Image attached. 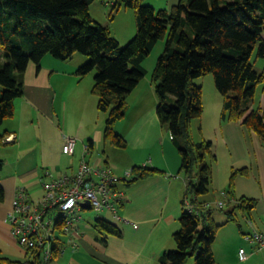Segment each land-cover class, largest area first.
<instances>
[{
    "label": "trees",
    "instance_id": "trees-1",
    "mask_svg": "<svg viewBox=\"0 0 264 264\" xmlns=\"http://www.w3.org/2000/svg\"><path fill=\"white\" fill-rule=\"evenodd\" d=\"M95 1L107 0H0V128L13 115L14 101L23 96L24 74L30 63L39 68L45 55L69 61L75 54H83L89 60L75 73L81 78L96 71L90 92L97 99L96 109L107 114L103 138L125 148L113 126L125 116L126 96L146 74L143 62L165 39L150 79L157 98L155 115L181 156L179 171L185 175V188L179 230L172 236L175 249L165 251L157 264H187L191 258L194 264H216L212 245L220 225L212 219L215 208L206 206L210 202L201 198L211 182L206 163L211 144L195 143L191 137V120L203 112L202 88L193 81L212 73L222 98L221 119L254 132L264 147V107L252 106L257 87L264 89V69L256 71L251 62L255 50L264 61V0H179L170 11H155L140 0H115L112 11L124 6L135 14L136 35L123 48L109 26L92 19L89 6ZM6 136L0 132V143ZM2 167L0 161V170ZM130 170L131 179L122 183L126 188L164 175L146 166ZM246 172V168L232 169L230 189L224 191V206H234L226 213V222L234 220L237 208L250 210L246 218L250 232L244 237L259 232L250 217L257 200L233 197L235 177ZM3 199L0 186V202ZM92 228L98 234L120 236L118 228L102 218L96 217ZM27 254L31 258L25 261L0 256V264H44L38 251L28 250Z\"/></svg>",
    "mask_w": 264,
    "mask_h": 264
},
{
    "label": "crops",
    "instance_id": "crops-1",
    "mask_svg": "<svg viewBox=\"0 0 264 264\" xmlns=\"http://www.w3.org/2000/svg\"><path fill=\"white\" fill-rule=\"evenodd\" d=\"M262 37L264 41V33ZM260 60V68L264 69V61ZM83 61L85 62L86 59ZM73 62L74 59L64 63H53L55 66H66L64 67L65 72L51 67L46 69L43 68V65L37 68L35 64L30 63L24 74L23 96L14 101L13 115L5 119L0 128L1 133H7L4 140L9 138V140H3L0 143V161L3 162V167L0 170V186L4 192V199L0 202V252L5 253L3 255L8 258H10L8 248L15 247L16 249L17 247L9 232L6 213L18 188L24 187L32 199H38L41 195L39 180L47 179L43 175L44 170L51 171L53 176L72 175L76 172L81 161L96 166L111 167L114 165L111 164L113 161L110 162V158L94 156L95 145L91 141L94 130L89 131L81 127L79 137L82 140L87 137L88 143L85 145L76 142L71 156L64 155L62 149H52V146H48L47 143L39 142L48 140V131L45 130L43 124L47 125V128H50L48 125L55 127L56 123L58 125L61 122V117H64L65 120L64 128L61 129L62 146L65 138L75 139L74 137L77 136L70 134L68 126L74 123V121H68L69 117L74 114L71 111H90L94 107L92 101L94 97L90 92L93 79L89 78L85 82L86 75L78 77L75 71L84 62L76 65H73ZM142 67L145 69L143 64ZM261 93L263 104L260 106L264 107L263 88ZM126 98H131V101L137 104L133 105L136 112H132L131 125L126 129V132H117L116 135L123 140L125 147L130 146L133 151L145 150V147L153 148L152 139L158 143L159 137L166 127L160 125L154 113L157 102L151 79L145 76ZM215 101L218 104L220 99L216 97ZM57 103L59 108L56 106ZM67 112H69V116H67ZM220 131L222 141L231 149L233 160H236L238 152L240 154L243 152L242 139H244V132L248 133L247 138L250 140L252 146L250 149L253 151L254 159L247 166H242L247 169L243 176L248 178L251 173L253 179L257 180L260 198H257L256 206L261 205L264 210V147L259 137L244 126L226 119H221ZM97 141L98 145L99 141H103V132L99 134L97 131ZM165 142L163 140L161 144L162 157H164ZM65 156L67 157L65 158ZM171 156L174 159V151H171ZM246 157L249 158V155L246 154ZM151 163H154L153 167L149 168L163 171L164 175H154L138 181L126 190L124 187L122 188L123 182L119 184V188L125 193V203L120 207L118 214L125 221L116 220L113 217L111 220V218L97 216L115 225L120 231V236L98 234L92 228L93 221L87 222L82 227H78L81 231V236L77 240L78 247L72 249L69 244V246L66 245L64 253L55 257L50 264H157L165 251L174 250L172 236L179 230L178 219L182 212L181 200L184 195L183 179L178 183V177L174 181L170 178L171 167L164 159L157 162L151 158ZM117 164L123 167L122 169L126 167L131 169L134 166L148 167L144 160L118 162ZM234 165L233 162L229 163V168L235 169ZM60 166H66V168L61 170ZM115 169L119 172L117 166ZM118 175L120 177L121 173L119 172ZM238 176L242 175H237L234 182ZM234 192L233 185V197L236 199L239 196ZM212 219L214 220L213 216ZM251 221L256 230L264 229V223L259 224L252 218ZM248 232H250V227L246 233ZM240 249L242 248H239L238 252ZM16 250L18 251V249ZM238 252H224L221 258L224 261L230 259L234 262L239 259ZM20 254L28 257L25 251ZM215 262L217 264L216 258ZM243 264H264V254L262 251L258 254L251 252Z\"/></svg>",
    "mask_w": 264,
    "mask_h": 264
},
{
    "label": "rangeland",
    "instance_id": "rangeland-1",
    "mask_svg": "<svg viewBox=\"0 0 264 264\" xmlns=\"http://www.w3.org/2000/svg\"><path fill=\"white\" fill-rule=\"evenodd\" d=\"M115 0H107L105 3L101 1H95L93 4L89 6V13L94 20L95 23H98L103 26H109L112 36L118 41L119 46L123 48L130 42L134 36L136 35V26H135V14L133 9L126 8L124 6H121L117 11H112V4ZM179 2V0H140L141 5L143 6H150L155 9V11L159 10H167L170 11L172 6L176 5ZM111 16L112 19H111ZM165 39L160 40L154 48L151 50V53L146 58V60L143 62V66L147 70V73L145 76L150 79L152 70L157 62L158 57L162 54L165 46ZM73 65H76L78 63L81 64V62H84L83 60L86 59V62H88V57L84 56L83 54H75ZM64 63L67 61H60L55 58H53L50 55H45L41 61L40 65H43V68L50 69L55 68L60 72H65L64 67L66 66H55L53 63ZM82 63L83 65L86 64ZM251 62L255 68L256 71H261V60L256 56V50L254 51ZM70 63V62H68ZM81 64V66H82ZM80 66V67H81ZM72 67V66H69ZM96 74V71L93 70L92 72H89L86 74V79L91 78L93 79L94 75ZM144 76V77H145ZM143 77V78H144ZM194 84L200 85L202 88V105H203V112L200 117L194 118L191 120L190 124V133L192 140L195 143H200L202 141L205 142H211V155L207 156L206 163L208 167L211 170V182L208 185V193L204 196H201L202 199H205L211 203L214 209V223L220 224L219 229L217 230L215 240L212 245V249L214 252V257L217 260V264H243V262H240L239 259L232 262L230 259H226L225 261L221 258L222 254L227 251L232 252H238L239 248H242L245 253L249 256V254L253 253H259L261 251H256L249 243L245 240L244 234L247 230H249V224L247 223L248 218V212L250 210H235V218L232 221L226 222V213L228 211L233 210V204L225 205L222 210H218L216 208V203L222 199L221 193L229 190V176L231 173V168H229V163L233 162L235 163L234 167L235 169L242 168V166H247V164L254 159L253 157V151L250 149L252 146L250 145V140L247 138L248 133L244 132V139H242L244 150L243 152H238V156L236 160H233L232 153L230 147L226 145L221 138V131H220V111L222 109V98L219 94L215 81L214 76L212 73H209L205 76L199 77L194 79ZM154 89V87H153ZM261 91L262 86H258L255 92L254 100H253V108L259 107L262 103L261 99ZM155 95V93H154ZM91 97V96H90ZM127 97V96H126ZM218 97L220 99V102L217 104L215 101V98ZM156 102L157 98L155 96ZM94 103V107L90 109V111L85 110L84 112H76L72 110L71 112H74L72 116L69 117L68 121H74L72 125L69 126L70 134L74 137L77 144L83 143L87 145L88 138L85 137L84 140H82L79 136L81 135V127L85 130H94V134L92 135L91 141L94 143L95 148L93 149L94 156L100 155L105 158H110V162L113 161L114 165H111V169L113 173L116 176H119L118 173H121L120 178L123 177V174L126 170H130L129 167H126L122 169L119 163L122 162H131L135 160H144L146 162V165L148 167H153L154 163H151V158H153L155 161L159 162L162 159L168 162L169 166L171 167L170 170V178L174 181L177 177V182H181L183 179V187L185 188V175L183 172L179 171L180 162H181V156L177 149L175 148L173 142L170 139V134L168 130L165 128V130L162 131V135L159 137L158 143L154 142V139H152L151 142L154 143L153 148L145 147V150L140 151H133L130 146L125 148H118L114 146L110 140H104L97 141V131H99V134L104 131L105 128V120L107 117L106 113L100 112L96 109L97 99L94 97L92 99ZM264 102V101H263ZM126 111H125V118H122L118 120L114 126L113 131L116 134L117 132L124 133L126 132V129L131 125V114L132 112H136L133 105H137L136 103L131 101V98H126ZM57 108L58 103L56 104ZM262 106V105H261ZM156 107V105H155ZM155 107H154V113H155ZM69 112H67V116H69ZM75 116V117H74ZM65 120L64 117H61V122L57 125L55 124V127H51L48 125L43 124V127L46 131H48V140H40V143H47L48 146H52V149H62V132L61 129L64 128ZM30 129V128H29ZM28 130V129H27ZM92 132V131H91ZM38 133V132H37ZM38 137L40 139V135L38 133ZM238 138H240L238 136ZM251 138V137H250ZM165 142L164 145V157H162L161 149H162V142ZM253 140V139H252ZM260 140V139H259ZM232 147V145H230ZM167 147H170L169 149H166ZM37 151V150H36ZM62 151V150H61ZM171 151H174L176 156V163H175V156L174 159L171 156ZM173 153V152H172ZM246 154L249 155V158L246 157ZM67 156H65L66 158ZM64 159V157H63ZM245 164V165H244ZM119 168V172H117L115 167ZM66 166L62 167L60 166L61 170H64ZM196 176L192 178L194 180ZM123 188V186H122ZM126 190L127 188L124 187ZM225 189V190H224ZM234 194L241 196L245 195L247 198H254L257 200V198H260V191H259V185L257 180H254L251 173H249V177L246 176H238L234 182ZM193 195H191L192 197ZM250 217L256 221L257 223L261 224L264 223V210L261 208V205L256 206L253 210H251ZM80 219L77 223L78 227L85 225V223H91L96 219L97 216H102L104 218L110 219L112 216L108 212L105 211H95V210H86L82 211L80 214ZM114 219V218H113ZM112 220V218H111ZM114 223V222H113ZM80 228V227H79ZM90 232H93L89 230ZM14 241V239H13ZM14 244L16 246V242L14 241ZM173 248L175 249V244L173 242ZM17 247V246H16ZM18 249V251L16 250ZM15 249V247H9L7 251H9V256L12 260H19V261H25L27 258L30 259V255L28 257H24L20 252H22V249H19L18 247ZM173 250V249H172ZM71 251V250H67ZM67 253V252H66ZM5 253L0 252V256ZM264 254V252H262ZM256 255V254H255ZM187 264H194L193 259H189Z\"/></svg>",
    "mask_w": 264,
    "mask_h": 264
},
{
    "label": "built area",
    "instance_id": "built-area-1",
    "mask_svg": "<svg viewBox=\"0 0 264 264\" xmlns=\"http://www.w3.org/2000/svg\"><path fill=\"white\" fill-rule=\"evenodd\" d=\"M7 140L9 138L4 141ZM75 145V139L65 138L62 153L73 155ZM43 175L47 179L39 180L41 195L38 199H32L24 187L16 190L6 221L16 246L26 253L28 250L38 251L44 264H50L55 257L62 255L66 245L72 249L78 247L81 231L77 223L79 214L87 210L82 206L84 202H89V210L105 211L116 220H124L118 214L125 203V193L119 184L131 179V170H126L120 178L110 167L81 161L72 175L53 176L49 170H44ZM221 197L216 203L218 209L224 207L226 194L222 192ZM206 206L212 205L208 203ZM188 208L190 211V205ZM244 238L256 251L264 252V230L251 232ZM238 258L244 262L248 255L240 249Z\"/></svg>",
    "mask_w": 264,
    "mask_h": 264
},
{
    "label": "water",
    "instance_id": "water-1",
    "mask_svg": "<svg viewBox=\"0 0 264 264\" xmlns=\"http://www.w3.org/2000/svg\"><path fill=\"white\" fill-rule=\"evenodd\" d=\"M82 206H83L85 209H87V210L90 209V204H89V202H84V203L82 204Z\"/></svg>",
    "mask_w": 264,
    "mask_h": 264
}]
</instances>
